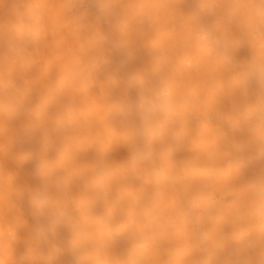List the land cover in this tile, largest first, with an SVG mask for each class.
Listing matches in <instances>:
<instances>
[{"label":"clouds","instance_id":"9594fccd","mask_svg":"<svg viewBox=\"0 0 264 264\" xmlns=\"http://www.w3.org/2000/svg\"><path fill=\"white\" fill-rule=\"evenodd\" d=\"M25 254L264 264V0H0V264Z\"/></svg>","mask_w":264,"mask_h":264},{"label":"bare ground","instance_id":"6f19581e","mask_svg":"<svg viewBox=\"0 0 264 264\" xmlns=\"http://www.w3.org/2000/svg\"><path fill=\"white\" fill-rule=\"evenodd\" d=\"M116 67L115 63L112 65V69ZM110 69V70H112ZM30 147V146H29ZM246 155H252L251 153H248ZM12 172L15 176H17L18 179H21L22 182L26 183H36L37 179L34 176V174L31 172V166L30 164H26L23 166V168H18L16 166L12 167ZM22 206L25 208L26 214L29 211V206L26 201L21 202ZM22 264H30L31 257L27 254H25L22 258Z\"/></svg>","mask_w":264,"mask_h":264}]
</instances>
